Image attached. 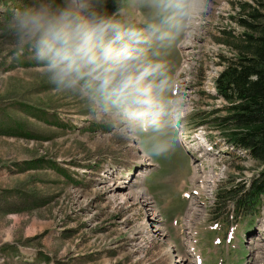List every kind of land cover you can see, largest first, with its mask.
Listing matches in <instances>:
<instances>
[{"label": "rangeland", "instance_id": "rangeland-1", "mask_svg": "<svg viewBox=\"0 0 264 264\" xmlns=\"http://www.w3.org/2000/svg\"><path fill=\"white\" fill-rule=\"evenodd\" d=\"M70 2L0 0V264H264V208L254 218V233L247 227L252 220L240 221L228 193L216 208L219 193L247 186L260 170L246 153L231 152L219 129L202 125L208 144L189 146L198 159L191 169L167 117L161 118L163 129L145 131L95 86L88 95L57 87L47 68L36 66L45 62L21 42L15 15L39 4L57 12ZM77 2L166 33L153 36L148 47V59L162 65L149 80L164 112L173 76L190 90L179 97L190 110L183 119L189 139L197 135L194 113L223 104L200 91L216 94L207 84L237 57V36L251 33L238 19L253 7L264 14L257 0H201L195 12L206 28L189 43L182 35L177 50L187 18L175 27L163 24L165 14L152 0ZM246 21L252 22L249 16ZM216 46L222 55L213 53ZM161 141L175 150L154 155L152 146Z\"/></svg>", "mask_w": 264, "mask_h": 264}, {"label": "clouds", "instance_id": "clouds-1", "mask_svg": "<svg viewBox=\"0 0 264 264\" xmlns=\"http://www.w3.org/2000/svg\"><path fill=\"white\" fill-rule=\"evenodd\" d=\"M152 2L165 14L162 23L175 27L178 19L189 17L201 0ZM14 19L21 42L31 44L37 60L45 62L36 66H45L57 87L78 88L88 95L95 86L121 106L130 120L139 121L140 128L147 130L151 126L161 130L165 127L158 117L166 113L157 103L154 85L149 80L162 67L148 59L152 37L157 33L160 39L166 36L159 26L128 25L116 15L96 14L77 0L57 12L46 4L26 7ZM131 127L134 131L135 126ZM174 150L168 141L154 144L151 149L158 157Z\"/></svg>", "mask_w": 264, "mask_h": 264}, {"label": "trees", "instance_id": "trees-1", "mask_svg": "<svg viewBox=\"0 0 264 264\" xmlns=\"http://www.w3.org/2000/svg\"><path fill=\"white\" fill-rule=\"evenodd\" d=\"M257 3L264 8L260 0ZM246 16L252 22L240 19L239 23L251 33H242L235 39L237 59L227 61L216 80V98L225 102L220 108L225 113L214 109L203 116L208 117L214 129H219L227 143L236 150H245L260 166L250 184L232 185L215 199L217 208L228 193L234 198V212L252 220L259 213L264 196V14L253 7Z\"/></svg>", "mask_w": 264, "mask_h": 264}, {"label": "bare ground", "instance_id": "bare-ground-1", "mask_svg": "<svg viewBox=\"0 0 264 264\" xmlns=\"http://www.w3.org/2000/svg\"><path fill=\"white\" fill-rule=\"evenodd\" d=\"M199 9V8H198ZM212 10V9H211ZM197 12V10H195ZM193 12L191 15H190V19H189V22H188V27H187V33H185V39L184 42H187L189 43L190 41H194L196 36L198 37V34L197 32L203 28L205 29L206 27H201L202 26V21L199 20V18L197 19V13L196 12ZM211 12V11H210ZM216 12V11H215ZM220 14V13H219ZM201 19V18H200ZM219 19V18H218ZM216 20V19H215ZM212 23V22H211ZM201 25V26H200ZM222 34V33H221ZM221 34H218V35H215V36H220ZM182 43H183V39H182ZM181 45V44H180ZM212 47V46H211ZM222 51V50H221ZM236 52V51H235ZM213 53H216L217 55H222V52H220L216 46L215 50L213 51ZM186 56V55H185ZM225 67H226V64H225ZM225 69V68H224ZM216 71V70H215ZM214 71V72H215ZM221 71V70H220ZM219 71V72H220ZM210 72V71H209ZM223 71H221L219 73V75L217 76V78H215V83H214V80H213V83L212 84H207L208 87H212L213 91L216 93V80L218 79V77L220 76V74L222 73ZM211 76V75H210ZM214 76V74H213ZM208 81H212L210 80V78L207 79ZM186 88V87H185ZM209 89V88H208ZM180 93H184V94H191L190 90L188 88L186 89H182V87L180 88ZM199 139H203V138H199ZM201 142V141H200ZM200 142H197L198 144H200ZM192 147V146H191ZM196 175L193 177L195 178ZM197 178V177H196ZM198 182H201L202 183V180L201 179H197ZM204 187V186H203ZM199 191V190H198ZM201 191V190H200ZM193 210V209H192ZM190 210L188 211V217L193 215V211Z\"/></svg>", "mask_w": 264, "mask_h": 264}, {"label": "built area", "instance_id": "built-area-1", "mask_svg": "<svg viewBox=\"0 0 264 264\" xmlns=\"http://www.w3.org/2000/svg\"><path fill=\"white\" fill-rule=\"evenodd\" d=\"M251 6H253V5H251ZM244 18H247V17H244Z\"/></svg>", "mask_w": 264, "mask_h": 264}]
</instances>
